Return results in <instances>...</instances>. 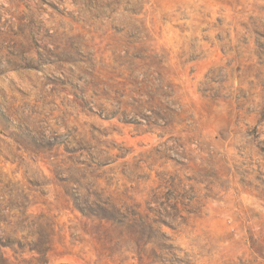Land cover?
<instances>
[{
  "label": "rangeland",
  "instance_id": "374dc122",
  "mask_svg": "<svg viewBox=\"0 0 264 264\" xmlns=\"http://www.w3.org/2000/svg\"><path fill=\"white\" fill-rule=\"evenodd\" d=\"M0 264H264V0H0Z\"/></svg>",
  "mask_w": 264,
  "mask_h": 264
}]
</instances>
